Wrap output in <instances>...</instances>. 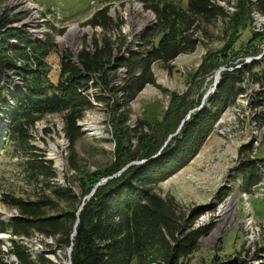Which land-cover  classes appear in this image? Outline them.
<instances>
[{
  "label": "trees",
  "instance_id": "obj_1",
  "mask_svg": "<svg viewBox=\"0 0 264 264\" xmlns=\"http://www.w3.org/2000/svg\"><path fill=\"white\" fill-rule=\"evenodd\" d=\"M136 1L154 17L153 25L140 38L136 51L129 53L128 58L120 56L121 47L107 35L113 22L106 8H101L93 12L88 25L103 31L104 37L93 38L90 49L84 47L79 52L77 65L69 56L62 57L56 84L48 76V66L42 59L55 48L51 37L45 41L33 39L29 33L11 30L9 20L0 17V111L9 121L2 129L8 133L13 146L28 147L32 153L27 154L36 158L28 160L26 166L28 178L39 188L33 199L3 197L7 206L17 213L8 223L0 221V234L25 239L39 234L53 239L57 248L71 250L69 264H149L150 259L157 258L163 264H183L189 260L198 250L202 232L190 228L198 212L183 213L171 197L161 198L156 187L189 164L213 132L219 116L235 103L248 83L260 84V88L264 84V70L259 67V61L241 62L240 67L235 65L220 73L218 90L209 95V110L202 111L201 107L190 113L177 134H172L162 146L164 139L150 140L133 151L129 141L118 144L119 151L105 174L111 178L93 190L89 199L83 198L89 195L97 179L91 181L82 176L78 179L77 192L71 187L50 186L48 183L55 178V173L44 162L42 154L34 153L40 150L27 144L28 132L41 117L61 116L63 135L72 150L82 136L78 122L85 112L94 108L88 94L99 85V94L92 96L93 100L117 115L118 130L124 129L127 134L122 126L128 120L129 104L146 85L155 84L151 64L167 65L181 54H192L200 44V36H206L208 28L220 21L226 23L227 19L222 47L205 58L202 72L226 64L232 56L240 55V51L245 56L256 52V45L264 39V34L250 33L239 50L232 48L244 32V25H239L243 16L247 18L252 8L264 15V0H238V12L231 18L214 0ZM218 1L230 4V0ZM28 54L33 57L31 63ZM261 62L264 64V55ZM120 70L123 76L114 85ZM8 72L19 76L21 86L19 93H11L5 100L7 85H3V79ZM9 85L20 84L9 82ZM260 96L261 102L255 97L253 106L250 105L254 109L261 104L264 107V95ZM199 100L193 105H198ZM257 121L264 118L258 117ZM248 149L250 146L240 152ZM255 162L258 171L250 165L239 170L242 179L239 190L244 193H249L259 182V166L264 162ZM70 168L78 171L77 165L71 164ZM8 249L15 264H62L42 254L32 256L17 242H11ZM5 255L0 249V264H14L7 263ZM209 264L222 263L216 258Z\"/></svg>",
  "mask_w": 264,
  "mask_h": 264
},
{
  "label": "rangeland",
  "instance_id": "obj_2",
  "mask_svg": "<svg viewBox=\"0 0 264 264\" xmlns=\"http://www.w3.org/2000/svg\"><path fill=\"white\" fill-rule=\"evenodd\" d=\"M18 2L27 5L29 9L18 7ZM221 2L220 6L229 18L238 12V0H230V4ZM101 8H106L113 22L107 35L121 47L120 56L128 58L129 53L136 51L140 38L154 23L153 14L144 10L143 5L136 0H3L0 2V17L9 20L11 30L35 34L31 37L39 41L51 37L55 48L42 59L48 66V76L56 84L57 68L62 57L69 56L73 64L77 65L79 52L84 47L90 49L93 38L104 37L103 31L88 25L93 12ZM243 18L239 25H244V32L232 47L235 50L240 49L250 33L264 34L263 14L252 8L248 17ZM226 23L220 21L208 28L207 35L200 36V44L192 54H181L167 65L151 64L155 84L146 85L129 104L128 120L122 126L127 134L124 129L118 130L117 115H112L109 108L94 101V108L85 112L78 122L82 136L71 150L63 135L61 116L53 114L41 117L28 132L27 144L40 150V153H34L42 154L44 162H48L55 173V178L48 184L59 189L71 187L77 192L78 179L82 176L89 177L91 181L97 179L99 181L89 195L83 198L89 199L98 184L100 186L111 178L105 174L119 151L118 144L129 141L133 151L148 144L150 140L159 142L164 139L162 146L172 134H177L179 125L190 113L199 107H203L202 111L209 110L207 102L211 96L207 95L213 87V76L217 70L234 67L247 57L258 55L260 51V45H256V52L245 56L240 51V55L232 56L226 64L219 65L213 71L202 72L205 58L222 47ZM73 28L79 31L74 32ZM29 56L31 54L27 57L32 58L28 61L31 63L34 60ZM116 75L114 85L120 83L122 70ZM93 79L96 82L97 78ZM3 81V85H7L5 100H8L11 93L20 92L21 80L19 86L9 85L7 79ZM219 82L220 78L215 91L218 90ZM250 85L245 87L247 92L238 97L234 105L222 112L213 132L189 164L156 187L161 198L171 197L183 213L189 215L191 211L198 212L190 228L202 231L198 238L199 247L183 264H209L216 258L222 264H264V258H260L264 255V227L261 224L264 221V197L244 196L239 190L242 184L239 170L250 165L258 171L255 160L264 162V122L257 121L258 117L262 120L264 110L257 109L254 112L250 109L254 98L259 100L260 95H264V85L261 88L258 86V89ZM99 88V85L96 89L91 88L93 97L99 94ZM256 92L258 96H254ZM198 98V105H193ZM4 123L8 124L9 121L5 113L0 111V221L8 223L17 212L7 206L3 197L7 195L24 200L33 199L39 188L28 178L26 166L28 160L36 158L32 157L33 154H27L30 152L28 147L19 149L12 145L14 143L9 141L8 133L2 129ZM88 125L96 133L88 134L85 130ZM246 146H250V149L240 152ZM71 164L77 165L78 171L71 170ZM249 220H252L257 230L251 229ZM11 242L23 244L32 256L42 254L53 262L69 264L71 250L57 248L53 239L39 234L25 239L5 233L0 234V249L6 254L7 263L15 264L14 257L8 253ZM149 264L163 262L157 258L150 259Z\"/></svg>",
  "mask_w": 264,
  "mask_h": 264
},
{
  "label": "bare ground",
  "instance_id": "obj_3",
  "mask_svg": "<svg viewBox=\"0 0 264 264\" xmlns=\"http://www.w3.org/2000/svg\"><path fill=\"white\" fill-rule=\"evenodd\" d=\"M217 4H222V2H220V1H216V0H214ZM224 2V1H223ZM17 5H18V7H20V8H23V9H29V7L27 6V5H25V4H23V3H17ZM149 12V11H148ZM29 18H30V16H29ZM37 19V18H36ZM154 19V18H153ZM154 21V20H153ZM25 29V28H24ZM73 31L74 32H77V31H79V30H75L74 28H73ZM257 31H258V29H257ZM31 36L32 35H35V34H32V33H29ZM34 39V38H33ZM263 55H264V46L262 47V51L261 52H259V55H258V57H251V58H249V59H246V61L245 62H243V64H250V62H251V64L252 63H254V62H257V61H259L260 63V67H261V69L262 70H264V64L261 62V60H262V57H263ZM20 63H22V62H19L18 63V66L20 65ZM17 64V63H16ZM236 68H238V67H240V64H237L236 66H235ZM231 68H229V70H230ZM225 71V70H224ZM13 75H14V77H13ZM219 75L220 74H218L217 76L215 75V78H214V84H213V87H212V89H210V92H209V94L207 95V97L209 96V95H211V94H213V91H214V89H215V86H216V83L218 82V79H219ZM5 79H7V80H9V82H11L12 84H16V83H19V76H17L16 74H14L13 72H8L7 74H6V77H5ZM248 79V78H247ZM249 80V79H248ZM245 81H246V78H245ZM250 81V80H249ZM5 82V81H4ZM251 83H248L247 84V86H249ZM256 85H258V84H251L250 86H256ZM247 86H245V87H247ZM262 87H263V85H262ZM256 89H257V86H256ZM245 91L242 93V94H244V93H246L247 92V89L245 88L244 89ZM253 91V90H252ZM260 93V92H259ZM239 95L238 97H242L243 95ZM263 95V94H262ZM246 97H247V95H246ZM88 99H89V101L93 104L94 103V100H93V98H92V94H91V91L89 92V94H88ZM238 99V98H237ZM236 99V100H237ZM255 104V103H254ZM234 105V104H233ZM248 106V105H247ZM252 106H253V104H252ZM259 106V105H258ZM251 107V106H250ZM256 107V106H255ZM201 107H199L198 109H200ZM197 109V110H198ZM250 109H252L254 112H257L256 110L257 109H254L253 107H251ZM259 109V108H258ZM263 110H264V107H263ZM264 112V111H263ZM58 116V115H57ZM264 116V115H263ZM262 116V118H264ZM258 117V116H257ZM219 121V120H218ZM259 122V121H258ZM264 122V121H263ZM257 126V125H256ZM86 127V131L88 132V134H90V135H93L94 133H96V130L93 128V127H91L90 125H88V126H85ZM61 128V127H60ZM260 133V132H259ZM253 135V134H252ZM254 137V136H253ZM259 137V136H258ZM260 139V138H259ZM264 141V140H263ZM240 146V145H239ZM264 164L263 165H261V166H259V177H260V179H259V182L258 183H256V185L255 186H253L252 188H251V190H250V196L252 197V196H255L256 198H263L264 197ZM234 187V186H233ZM232 189V188H231ZM243 194H245L244 196H248L249 195V193H244V192H242ZM224 199V198H223ZM223 201V200H222ZM221 202V201H220ZM234 203V202H233ZM219 205V204H218ZM223 207V206H222ZM240 209H241V207H240ZM217 210V209H216ZM216 213V212H215ZM231 213V212H230ZM204 215H205V213H204ZM211 215V214H210ZM250 218V217H249ZM209 219V218H208ZM232 219V218H231ZM228 220V219H227ZM197 221V220H196ZM199 221V220H198ZM197 221V222H198ZM201 221V220H200ZM199 221V222H200ZM209 221V220H208ZM211 221V220H210ZM203 223V222H202ZM228 224V223H227ZM253 223H252V220L250 221H248V225H251V229H254V230H257L256 228L257 227H254L253 225H252ZM262 224V226L264 227V221L261 223ZM201 226H202V224H201ZM194 227V226H193ZM223 227V226H222ZM263 227H261V229L263 228ZM247 228V227H246ZM224 229V228H223ZM225 229H226V227H225ZM228 230V229H227ZM212 231V230H211ZM260 231V230H259ZM252 232V231H251ZM263 232V231H262ZM218 234V233H217ZM248 235V234H247ZM252 235V234H251ZM250 235V236H251ZM217 236V235H216ZM249 236V235H248ZM253 237V236H252ZM217 239V238H216ZM245 239V238H244ZM251 239H253V238H251ZM255 239H257V238H255ZM249 240V239H248ZM252 241V240H251ZM253 242V241H252ZM244 243V242H243ZM248 243V242H247ZM263 246V245H262ZM256 249V248H255ZM260 258H264V255L263 256H261ZM250 260V259H249ZM263 261H264V259H262ZM253 262V261H252ZM257 262V261H256ZM236 263V262H235ZM243 263V262H242ZM230 264H231V262H230Z\"/></svg>",
  "mask_w": 264,
  "mask_h": 264
},
{
  "label": "built area",
  "instance_id": "obj_4",
  "mask_svg": "<svg viewBox=\"0 0 264 264\" xmlns=\"http://www.w3.org/2000/svg\"><path fill=\"white\" fill-rule=\"evenodd\" d=\"M264 46V39H263V41H262V43L260 44V46L258 47L259 49H260V51L259 52H261L262 51V47ZM259 55V54H258ZM258 55H256V56H254V57H258ZM249 58H251V57H247L246 59H249ZM246 59H244V60H242L241 62H245L246 61ZM229 68H231V67H228V68H220L219 70H217V72L215 73L216 74V76L220 73V71L221 70H229ZM215 74H214V76H213V78H215ZM247 77V76H246ZM260 84H258V85H256L257 86V89H258V86H259ZM264 85V84H263ZM260 87V86H259ZM207 94H208V92H207ZM258 101H260V100H258ZM261 102V101H260ZM261 104V103H260ZM259 109H263V106H262V104L259 106ZM264 176V175H263ZM252 188V187H251ZM250 188V189H251ZM249 195H250V192H249ZM257 251H260V250H257Z\"/></svg>",
  "mask_w": 264,
  "mask_h": 264
},
{
  "label": "water",
  "instance_id": "obj_5",
  "mask_svg": "<svg viewBox=\"0 0 264 264\" xmlns=\"http://www.w3.org/2000/svg\"><path fill=\"white\" fill-rule=\"evenodd\" d=\"M185 121H186V120H184V121L179 125L178 131H179L180 127L182 126V124H183ZM124 169H125V168H124ZM124 169H123V170H124ZM123 170H122V171H123ZM120 172H121V171H120ZM120 172H119V173H120ZM119 173H118V174H119ZM97 186H99V184H98ZM97 186H96V187H97ZM69 253H70V251H69Z\"/></svg>",
  "mask_w": 264,
  "mask_h": 264
}]
</instances>
